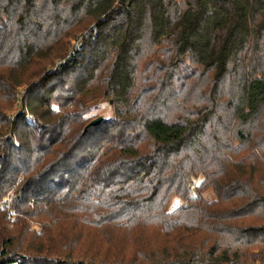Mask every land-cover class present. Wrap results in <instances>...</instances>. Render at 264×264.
<instances>
[{
    "label": "trees",
    "instance_id": "trees-1",
    "mask_svg": "<svg viewBox=\"0 0 264 264\" xmlns=\"http://www.w3.org/2000/svg\"><path fill=\"white\" fill-rule=\"evenodd\" d=\"M0 264H264V0H0Z\"/></svg>",
    "mask_w": 264,
    "mask_h": 264
},
{
    "label": "rangeland",
    "instance_id": "rangeland-1",
    "mask_svg": "<svg viewBox=\"0 0 264 264\" xmlns=\"http://www.w3.org/2000/svg\"><path fill=\"white\" fill-rule=\"evenodd\" d=\"M80 43L78 41H73L69 47V54L67 56L66 59H62V60H57L55 62V65L52 66L51 68H53L52 70L55 71L58 68H60L61 65H63L65 63L66 60H69L71 58H73L77 51H78V45ZM50 69V67H49ZM150 74V73H149ZM150 77H145L143 78V84L147 81H149ZM24 88H20L19 91H23ZM18 108H20L18 106ZM114 117V109L110 106L109 102L107 100H100L97 102H93L92 103V107H91V114L88 117L89 119H98V118H106V119H111ZM177 204H180V202H177Z\"/></svg>",
    "mask_w": 264,
    "mask_h": 264
},
{
    "label": "water",
    "instance_id": "water-1",
    "mask_svg": "<svg viewBox=\"0 0 264 264\" xmlns=\"http://www.w3.org/2000/svg\"><path fill=\"white\" fill-rule=\"evenodd\" d=\"M103 118H98L91 123L92 126H97L102 122Z\"/></svg>",
    "mask_w": 264,
    "mask_h": 264
}]
</instances>
